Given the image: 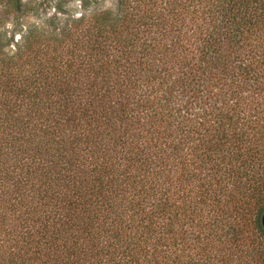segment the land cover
<instances>
[{"label": "trees", "instance_id": "1", "mask_svg": "<svg viewBox=\"0 0 264 264\" xmlns=\"http://www.w3.org/2000/svg\"><path fill=\"white\" fill-rule=\"evenodd\" d=\"M67 2L0 0V264H264V0Z\"/></svg>", "mask_w": 264, "mask_h": 264}, {"label": "rangeland", "instance_id": "2", "mask_svg": "<svg viewBox=\"0 0 264 264\" xmlns=\"http://www.w3.org/2000/svg\"><path fill=\"white\" fill-rule=\"evenodd\" d=\"M99 2V3H98ZM85 0H68L67 7L72 9V13L75 16H79L81 13L87 11V10H93L96 7L99 8H109V7H115V0H91L90 6L88 8H85ZM89 4V3H88ZM46 11L41 10L42 18L35 17L33 18V21L35 23H42L46 18H49L53 14L57 13V6L56 1H51L49 4L47 3ZM63 18H65L64 14H61ZM26 20L22 21V27L23 30H21L19 27H17V22L14 20H9L6 25V29L8 30L9 35L15 34V40L16 41H22L21 37H23V31L27 30L29 27L28 22H25ZM17 44L15 42L12 43L11 48H16Z\"/></svg>", "mask_w": 264, "mask_h": 264}, {"label": "water", "instance_id": "3", "mask_svg": "<svg viewBox=\"0 0 264 264\" xmlns=\"http://www.w3.org/2000/svg\"><path fill=\"white\" fill-rule=\"evenodd\" d=\"M262 222H263V225H264V215H263V218H262Z\"/></svg>", "mask_w": 264, "mask_h": 264}]
</instances>
